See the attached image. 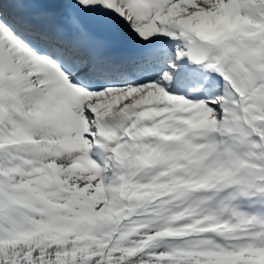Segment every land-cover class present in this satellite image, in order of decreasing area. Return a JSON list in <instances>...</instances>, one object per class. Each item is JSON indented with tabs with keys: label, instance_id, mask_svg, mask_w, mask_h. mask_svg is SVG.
Listing matches in <instances>:
<instances>
[{
	"label": "snow or ice",
	"instance_id": "obj_1",
	"mask_svg": "<svg viewBox=\"0 0 264 264\" xmlns=\"http://www.w3.org/2000/svg\"><path fill=\"white\" fill-rule=\"evenodd\" d=\"M0 264H264V0H0Z\"/></svg>",
	"mask_w": 264,
	"mask_h": 264
}]
</instances>
